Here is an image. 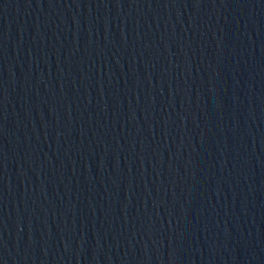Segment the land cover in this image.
Here are the masks:
<instances>
[{"label": "water", "instance_id": "1", "mask_svg": "<svg viewBox=\"0 0 264 264\" xmlns=\"http://www.w3.org/2000/svg\"><path fill=\"white\" fill-rule=\"evenodd\" d=\"M0 264H264V0H0Z\"/></svg>", "mask_w": 264, "mask_h": 264}]
</instances>
